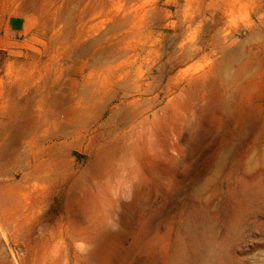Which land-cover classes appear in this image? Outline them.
Masks as SVG:
<instances>
[{"label": "rangeland", "instance_id": "obj_1", "mask_svg": "<svg viewBox=\"0 0 264 264\" xmlns=\"http://www.w3.org/2000/svg\"><path fill=\"white\" fill-rule=\"evenodd\" d=\"M0 264H264V0H0Z\"/></svg>", "mask_w": 264, "mask_h": 264}, {"label": "crops", "instance_id": "obj_2", "mask_svg": "<svg viewBox=\"0 0 264 264\" xmlns=\"http://www.w3.org/2000/svg\"><path fill=\"white\" fill-rule=\"evenodd\" d=\"M22 26H23V24L20 21V19H18V18H13V19H11L9 21V29L12 32H19V31H21V29L23 28Z\"/></svg>", "mask_w": 264, "mask_h": 264}, {"label": "bare ground", "instance_id": "obj_3", "mask_svg": "<svg viewBox=\"0 0 264 264\" xmlns=\"http://www.w3.org/2000/svg\"><path fill=\"white\" fill-rule=\"evenodd\" d=\"M124 81V80H123Z\"/></svg>", "mask_w": 264, "mask_h": 264}]
</instances>
